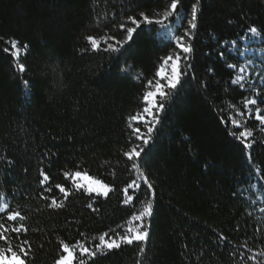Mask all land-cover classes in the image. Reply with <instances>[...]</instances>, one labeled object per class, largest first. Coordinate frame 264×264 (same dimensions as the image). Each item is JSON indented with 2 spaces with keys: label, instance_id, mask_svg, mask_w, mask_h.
Instances as JSON below:
<instances>
[{
  "label": "trees",
  "instance_id": "1",
  "mask_svg": "<svg viewBox=\"0 0 264 264\" xmlns=\"http://www.w3.org/2000/svg\"><path fill=\"white\" fill-rule=\"evenodd\" d=\"M170 3L0 0V207L9 205L0 213L8 229L0 251L11 247L19 254L23 245L26 264H55L64 254L61 242L94 248L105 232L135 229L134 214L151 194L141 184L137 198L123 203L122 190L140 183L123 156L140 143L129 118L142 111L145 84L155 79L162 58L177 49L158 35L159 26L134 34L136 43L123 55L106 51L105 40L126 39L120 25L131 27L129 16L157 17ZM194 4L189 77L161 114L162 131L140 162L155 191L149 239L106 252L97 264H264V197L261 203L249 198L252 186L264 187V125L244 107L251 93L232 83L239 62L230 50L252 27L264 48V0H182L177 13L191 19ZM89 36L101 42L100 51L92 50ZM13 41L23 48L19 58L11 55ZM245 129L252 132L250 149L231 135ZM77 170L114 191L99 198L76 191L64 173ZM16 211L24 219L8 220ZM21 225L27 231H12ZM79 260L77 254L75 264Z\"/></svg>",
  "mask_w": 264,
  "mask_h": 264
},
{
  "label": "snow or ice",
  "instance_id": "2",
  "mask_svg": "<svg viewBox=\"0 0 264 264\" xmlns=\"http://www.w3.org/2000/svg\"><path fill=\"white\" fill-rule=\"evenodd\" d=\"M182 0H171L170 6L164 12L163 15H158L157 17H150L145 12H140V19H137L135 16H129L127 20L131 22V27H125V24H121L120 28L126 30L127 38L124 40H116L115 37L110 39L115 41L114 43L108 42L105 40L107 45L106 51L116 53L118 55H123L131 51L133 45L136 43L134 39V34L139 35L140 33L153 31L152 26H159L158 35L162 38L171 40L177 51L170 53L167 56L162 58L161 64L158 66L155 73L154 80H147L145 84L146 91H144L142 96L143 109L141 112H138L135 115H132L129 120V127L132 130V134L135 137L138 143L136 146L132 147L129 151H125L123 156L131 162V169L139 173L138 180L140 183H137L136 180H133L122 191L126 197L123 200L125 205L132 203L137 197L135 195L136 190H140L141 184L145 185L148 192L151 194V198L146 203L143 211L139 214H134V223L136 225L135 229L128 228L125 230V234L121 235L118 231L113 235L105 232L104 234L98 237V242L95 243L94 248L81 246L79 248L73 247L70 249L67 243L61 242V249L64 254H62L58 259H56L55 264H73L76 255L80 257L79 264H97V258H103L106 252H110L113 249H119L122 245H137L146 242L150 236L151 228V218L154 214V198L155 191L153 185L148 181V177L144 175L141 171L140 162L143 159V156H146L152 151L155 141L159 136V132L162 131V113H166L175 100L179 97L181 91L183 90L184 84L187 82L189 73L192 67L190 62V56L193 53V45L191 43L193 39V34L197 29V7L194 4L191 11V19H187L186 16L177 15L178 5H180ZM187 19L188 27L184 30L183 35H176V31L179 26L174 28L176 20L181 21V25ZM250 32L253 36L258 35L257 28H250ZM91 48L94 52L101 50V42L95 39L92 36L88 38ZM27 47V46H25ZM11 55L14 58H18L20 55V49L17 47V42L13 41L11 44ZM5 52H8L9 49H4ZM221 58L224 57V53H220ZM229 67L235 68V65H230ZM257 66L250 62L244 68L240 69V75L232 80L233 84H239L241 88L244 87V81L248 80V83L251 84L252 81L244 75L249 69H255ZM170 68V70H169ZM19 71L25 72L26 68L24 64L19 65ZM211 71V69L209 70ZM260 72H264V67L260 68ZM194 78V77H193ZM260 84L264 87V79L260 80ZM25 92L30 93L31 87L29 81H24ZM259 100L260 104H264V99H260L259 96L253 99H249L245 102L244 107L248 108L249 105H257ZM251 112V109H249ZM261 108L256 107L255 113L256 118L264 124V115L261 114ZM132 122H138L144 126L142 131L141 127H133ZM232 124L236 127L240 126L238 120H232ZM232 136L237 141H240L243 144L245 149H250L252 143L248 142V138L252 136V132L247 129L240 131L237 135L235 132L231 133ZM64 177L66 180H71L76 191L85 192L89 198L95 196L99 197H108L109 194L114 191V189L107 183H104L100 179H96L88 174V172L74 171L72 173L65 172ZM48 180V177L45 175L40 181L41 185ZM83 181V183H77V181ZM56 188L63 194L65 198L69 196V190L64 187V185H56ZM51 191V189H48ZM129 192H132V195H129ZM52 204L57 208L62 207V205L57 204L55 199H53ZM9 205L5 203L0 207V213L7 210ZM89 208L92 207L91 204L88 205ZM7 219L10 221H16L17 219L23 220L24 217L19 211L10 212L7 216ZM147 221V222H146ZM8 229L5 225L0 224V240L7 242L8 237L5 233ZM12 231L17 234L27 231L23 225L20 227L12 229ZM25 244L28 242L25 241ZM79 243V242H77ZM140 251L143 252V247L140 248ZM10 253V255H9ZM264 255V254H262ZM28 256V250L23 247L19 249V254L17 251H14L11 247L8 248L7 252L0 251V264H26V259ZM87 257V261L84 259ZM255 260V257H252Z\"/></svg>",
  "mask_w": 264,
  "mask_h": 264
},
{
  "label": "rangeland",
  "instance_id": "3",
  "mask_svg": "<svg viewBox=\"0 0 264 264\" xmlns=\"http://www.w3.org/2000/svg\"><path fill=\"white\" fill-rule=\"evenodd\" d=\"M177 15L184 16V14L182 12L177 13ZM177 26H179V28L175 34L176 35H183L184 29H183V24L181 25L180 20L175 21L174 28ZM165 40H167V39H165ZM17 47L20 49V55H19V57H20L24 51L18 42H17ZM230 50L234 54V56H236L238 58L239 66L236 68L238 75H240V69L244 68L250 62L254 63L257 66L254 70L249 69L248 71H246L244 73V75L246 77H248L252 81V83L249 84L248 80H245L243 82L244 83L243 88L245 90H248L251 93L250 99L256 98L257 96H259V92L263 88L260 84V80L264 79V72H260V68L264 67V48L262 46V37H261L260 33L258 32V35L253 36L251 34L250 30H248L242 37L239 38L238 41L232 42L230 44ZM169 70H170V68H169ZM249 107L251 109V112L254 114L253 118L256 121H259L256 118L255 108L260 107L262 110L261 114L264 115L263 105L260 104L259 100H258L257 105H249ZM132 124L134 127H137L138 124H140V123L132 122ZM141 129H142V131L145 130L143 125H142ZM90 176H92V175H90ZM92 177H94V176H92ZM94 178H96V177H94ZM96 179H98V178H96ZM103 182L106 183L105 181H103ZM77 183H83V181L82 180L77 181ZM263 197H264V187H261L257 184L251 187V190L249 193L250 199H253V201L255 203H261L263 201ZM73 264H75V260L73 261Z\"/></svg>",
  "mask_w": 264,
  "mask_h": 264
}]
</instances>
